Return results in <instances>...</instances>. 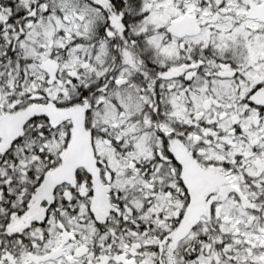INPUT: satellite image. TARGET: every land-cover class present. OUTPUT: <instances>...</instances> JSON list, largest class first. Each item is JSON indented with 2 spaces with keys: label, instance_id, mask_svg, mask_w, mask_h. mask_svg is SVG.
Listing matches in <instances>:
<instances>
[{
  "label": "snow or ice",
  "instance_id": "1",
  "mask_svg": "<svg viewBox=\"0 0 264 264\" xmlns=\"http://www.w3.org/2000/svg\"><path fill=\"white\" fill-rule=\"evenodd\" d=\"M0 264H264V0H0Z\"/></svg>",
  "mask_w": 264,
  "mask_h": 264
}]
</instances>
